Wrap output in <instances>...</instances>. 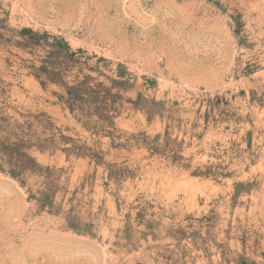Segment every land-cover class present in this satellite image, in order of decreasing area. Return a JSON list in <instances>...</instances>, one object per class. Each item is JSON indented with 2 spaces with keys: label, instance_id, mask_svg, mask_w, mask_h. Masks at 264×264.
<instances>
[{
  "label": "rangeland",
  "instance_id": "obj_1",
  "mask_svg": "<svg viewBox=\"0 0 264 264\" xmlns=\"http://www.w3.org/2000/svg\"><path fill=\"white\" fill-rule=\"evenodd\" d=\"M0 140V264H264V0H0Z\"/></svg>",
  "mask_w": 264,
  "mask_h": 264
},
{
  "label": "trees",
  "instance_id": "obj_2",
  "mask_svg": "<svg viewBox=\"0 0 264 264\" xmlns=\"http://www.w3.org/2000/svg\"><path fill=\"white\" fill-rule=\"evenodd\" d=\"M20 33L25 36L23 37L25 40L23 43L24 45L41 44L43 40L47 41V38L49 37L48 35L35 32L31 28H24L20 31ZM49 45L50 49L44 60V64L41 66V69L49 74V78H51L50 80L54 82H63L60 74L63 69L69 67L71 62L74 60L76 53L71 51L69 44L64 39L59 37H54L53 41L50 42ZM66 96V101L71 109L91 106L94 107V110L100 111L107 107V94L105 93L104 95H101V92L97 88L90 86L89 83L86 82V79L76 85L67 86ZM21 146L22 142L9 143L0 140V153L5 155V159L10 165L9 172L15 177H20L27 170L40 167L32 155L21 150ZM0 167L5 169V167L1 164ZM46 170L51 172V168L49 167H46ZM47 192L48 191L40 192L38 201L42 204V206H46L48 204L46 199L48 196ZM69 224L75 227L72 222H69Z\"/></svg>",
  "mask_w": 264,
  "mask_h": 264
}]
</instances>
